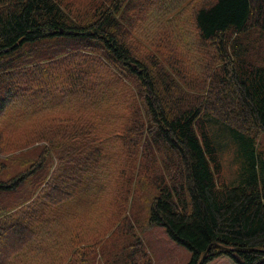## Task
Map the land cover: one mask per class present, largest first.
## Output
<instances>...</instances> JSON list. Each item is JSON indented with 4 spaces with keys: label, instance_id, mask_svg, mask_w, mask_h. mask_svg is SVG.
Here are the masks:
<instances>
[{
    "label": "trees",
    "instance_id": "16d2710c",
    "mask_svg": "<svg viewBox=\"0 0 264 264\" xmlns=\"http://www.w3.org/2000/svg\"><path fill=\"white\" fill-rule=\"evenodd\" d=\"M59 1L0 0V121L23 107L36 143L23 171L0 178V193L20 196L0 206V264L21 247L25 264L29 253L31 264H98L128 231L129 250L105 262L153 264L124 215L141 197L146 222L190 252L185 264L204 253L200 264H264L253 149L264 133V0H195L187 29L163 18L177 0H107L82 14ZM225 131L245 152L230 183L217 179ZM98 202L105 210L89 214Z\"/></svg>",
    "mask_w": 264,
    "mask_h": 264
},
{
    "label": "rangeland",
    "instance_id": "374dc122",
    "mask_svg": "<svg viewBox=\"0 0 264 264\" xmlns=\"http://www.w3.org/2000/svg\"><path fill=\"white\" fill-rule=\"evenodd\" d=\"M107 0H60L59 2L62 4L63 7H67L70 12L73 13H87L89 9L94 5H98L101 2ZM195 0H177L174 4V10L170 11L166 16L163 18H168L170 20H174L176 22V26L180 27L181 29H187L190 26V23H185L189 14L191 13V9L194 10V5L196 3ZM175 13V14H174ZM172 17H169L170 15ZM168 27L170 25L175 26L172 22L167 21ZM189 25V26H188ZM181 33V39L179 42V47L183 51L185 55V51L182 47L183 42V35L185 38H189V35H185L181 30L178 28ZM154 44V41H153ZM143 50H147L149 54L152 53L153 46L149 44L142 45ZM199 52H192L190 50L189 57L195 59V56ZM182 56L181 54H179ZM194 55V56H193ZM201 57V55H200ZM187 56L185 55V59ZM187 63L193 72H190L191 75H196L200 73V68L197 69L195 65H190V60L184 61ZM197 69V70H196ZM193 77V76H192ZM19 109L16 114L18 117H15V112L8 113L9 116L4 117L0 121V134H1V141L5 142V146L0 151V178H9L20 171H23L27 164L24 163L25 160H29L30 158L35 156L34 153V146L36 143L29 144L26 141L27 137L31 136V129H32V122L34 119L28 120L29 118L26 117L27 111H22ZM22 114V115H21ZM22 116V117H21ZM21 120V121H20ZM20 121V122H19ZM227 131L216 134L215 139L219 142L218 144V152H219V161L221 165L220 172L217 174V179L223 182L230 183L239 177L240 173V164H243L245 161V152L239 151L230 137L227 136ZM39 143V142H38ZM41 143V142H40ZM33 145V146H32ZM32 146V147H31ZM253 149L257 155L256 163L257 167L259 164L264 162V133H257L253 138ZM258 153V154H257ZM148 192V188L146 189L145 193ZM20 196L16 195H8L0 193V206L1 205H15L18 201ZM134 204H130L129 214L124 213L125 216L128 217L130 220L128 223L132 222L134 225V229L139 238H141L145 250L151 257L153 264H185L190 257V252L186 247L183 245L178 244L177 242L170 239L162 226H152L146 222V200L145 198H138L134 200ZM134 205V207H133ZM106 203H91L89 207V214H99L101 208L105 210ZM122 208L119 207V214L122 217ZM75 208H74V212ZM81 214H84V208L82 207ZM134 217H131L132 215ZM123 215V216H124ZM111 216H115V212L111 214V211H108V215L104 214L101 217H106L104 221L109 222L112 218ZM120 217V218H121ZM131 217V218H129ZM119 218V220H120ZM93 224V223H92ZM134 236H132L131 231H128L126 234L122 233H114L104 244L107 255L101 260H99L98 264H108L107 262H112L115 260L114 254L121 250V247H125V251L129 250L130 244L134 242ZM105 242V241H104ZM103 242V243H104ZM20 248V247H19ZM19 254L17 257L14 258V264H25L26 262H20V254H24L23 248L19 249ZM31 254H28V261L31 264ZM113 263V262H112ZM121 263V259L119 262ZM207 264H236L230 258L226 256H220L212 261L208 262Z\"/></svg>",
    "mask_w": 264,
    "mask_h": 264
},
{
    "label": "water",
    "instance_id": "95a60500",
    "mask_svg": "<svg viewBox=\"0 0 264 264\" xmlns=\"http://www.w3.org/2000/svg\"><path fill=\"white\" fill-rule=\"evenodd\" d=\"M204 257H205V253H204V255L201 257V259L199 260L198 264H200V263L203 261Z\"/></svg>",
    "mask_w": 264,
    "mask_h": 264
}]
</instances>
